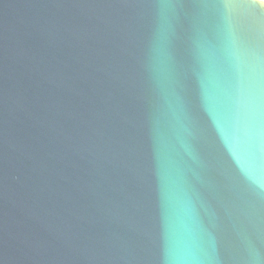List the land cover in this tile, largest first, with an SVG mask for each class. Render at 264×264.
<instances>
[{"label":"water","instance_id":"water-1","mask_svg":"<svg viewBox=\"0 0 264 264\" xmlns=\"http://www.w3.org/2000/svg\"><path fill=\"white\" fill-rule=\"evenodd\" d=\"M264 259V0H0V264Z\"/></svg>","mask_w":264,"mask_h":264},{"label":"clouds","instance_id":"clouds-1","mask_svg":"<svg viewBox=\"0 0 264 264\" xmlns=\"http://www.w3.org/2000/svg\"><path fill=\"white\" fill-rule=\"evenodd\" d=\"M252 264H264V259H262L259 254H257L254 260L252 261Z\"/></svg>","mask_w":264,"mask_h":264}]
</instances>
